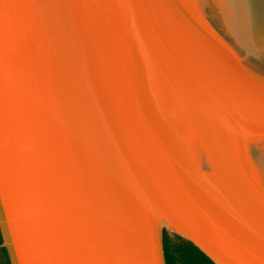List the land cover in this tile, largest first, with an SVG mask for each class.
<instances>
[{
	"label": "water",
	"instance_id": "obj_1",
	"mask_svg": "<svg viewBox=\"0 0 264 264\" xmlns=\"http://www.w3.org/2000/svg\"><path fill=\"white\" fill-rule=\"evenodd\" d=\"M264 264V0H0L11 264Z\"/></svg>",
	"mask_w": 264,
	"mask_h": 264
},
{
	"label": "trees",
	"instance_id": "obj_2",
	"mask_svg": "<svg viewBox=\"0 0 264 264\" xmlns=\"http://www.w3.org/2000/svg\"><path fill=\"white\" fill-rule=\"evenodd\" d=\"M163 251L166 264H213L197 248L189 242L173 235L170 237L163 232ZM0 264H11L10 256L6 247L2 246L0 232Z\"/></svg>",
	"mask_w": 264,
	"mask_h": 264
},
{
	"label": "rangeland",
	"instance_id": "obj_3",
	"mask_svg": "<svg viewBox=\"0 0 264 264\" xmlns=\"http://www.w3.org/2000/svg\"><path fill=\"white\" fill-rule=\"evenodd\" d=\"M169 236H170V237H173V235H170V234H169ZM202 264H205V263H202Z\"/></svg>",
	"mask_w": 264,
	"mask_h": 264
}]
</instances>
